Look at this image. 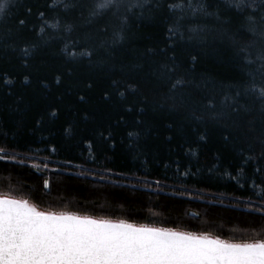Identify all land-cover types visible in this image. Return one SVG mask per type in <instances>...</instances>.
<instances>
[{"label": "trees", "instance_id": "1", "mask_svg": "<svg viewBox=\"0 0 264 264\" xmlns=\"http://www.w3.org/2000/svg\"><path fill=\"white\" fill-rule=\"evenodd\" d=\"M9 5L12 10L0 14V21L27 20L18 43L38 47L27 65L18 48H0V149L7 153L0 160V193L28 199L44 211L235 242L264 238V114L256 105L248 113L213 119L196 103L215 85L218 111L221 89L241 77L227 42L209 36L204 44L193 43L186 29L183 39L170 40L168 13L146 11V4L129 13L124 39L113 46L115 68L106 72L87 57L70 59L59 40L43 43L39 13L49 24L62 20L63 13L50 7L57 0H9ZM147 49L161 62L166 50L176 57L180 74L191 69L194 84L207 87L199 94L186 89L194 96L187 104L170 99L167 87L141 85L134 95L124 88L125 95L117 94L113 78L133 79L120 73L119 62L127 64Z\"/></svg>", "mask_w": 264, "mask_h": 264}, {"label": "snow or ice", "instance_id": "2", "mask_svg": "<svg viewBox=\"0 0 264 264\" xmlns=\"http://www.w3.org/2000/svg\"><path fill=\"white\" fill-rule=\"evenodd\" d=\"M50 7L58 16L63 13V19L49 24L45 13H39L44 20L39 29L44 34L43 43L59 40L70 59L87 57L90 65L101 64L106 72L115 68L113 46L124 39L129 13L134 14L136 7L150 12L164 10L168 13L170 40L176 36L183 39L186 29L187 39L193 43L204 44L209 36L227 42L241 70L238 80L221 89L218 111L215 85L210 89L212 94L201 96L196 103L213 119L248 113L256 105L264 114V0H57V5ZM11 10L9 0H0V14L7 16ZM193 20L203 23L192 24ZM45 26L55 32H46ZM27 29L28 22L23 18L12 16L0 21V48H18L25 65L38 47L18 43ZM161 52L166 57L163 62L155 58L152 49L127 64L119 62L120 73L133 79L125 83L113 78L111 86L117 94L134 95L141 85L149 90L167 87L170 99L179 98L187 104L194 96L186 89L199 94L207 87L194 84L189 78L191 69L180 74L176 57H168L166 50ZM191 61L194 66L197 57L192 56ZM56 83H60L59 78ZM128 135L139 138L138 132ZM6 155V150L0 149V160ZM44 187H49L48 180H44ZM0 264H264V238L235 242L207 233L97 219L67 211H41L28 199L0 193Z\"/></svg>", "mask_w": 264, "mask_h": 264}, {"label": "water", "instance_id": "3", "mask_svg": "<svg viewBox=\"0 0 264 264\" xmlns=\"http://www.w3.org/2000/svg\"><path fill=\"white\" fill-rule=\"evenodd\" d=\"M31 203V202H30ZM39 209V208H38ZM39 210H41V209H39ZM41 211H44V210H41ZM77 214V213H76ZM80 215V214H79ZM83 216V215H82ZM93 218H95V217H93ZM97 219H99V218H97ZM110 220V219H109ZM113 221H119V220H113ZM130 223V222H129ZM136 225H138V224H136ZM151 227H154V226H151ZM159 228H164V227H159ZM167 229H169V228H167ZM175 230V229H174ZM180 231V230H179Z\"/></svg>", "mask_w": 264, "mask_h": 264}, {"label": "rangeland", "instance_id": "4", "mask_svg": "<svg viewBox=\"0 0 264 264\" xmlns=\"http://www.w3.org/2000/svg\"><path fill=\"white\" fill-rule=\"evenodd\" d=\"M212 236V235H211ZM215 237V236H214Z\"/></svg>", "mask_w": 264, "mask_h": 264}]
</instances>
